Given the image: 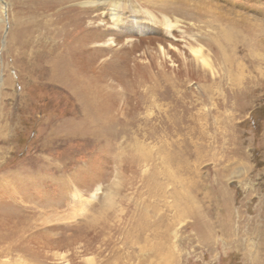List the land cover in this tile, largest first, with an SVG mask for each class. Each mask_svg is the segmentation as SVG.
<instances>
[{
	"label": "rangeland",
	"instance_id": "1",
	"mask_svg": "<svg viewBox=\"0 0 264 264\" xmlns=\"http://www.w3.org/2000/svg\"><path fill=\"white\" fill-rule=\"evenodd\" d=\"M86 1L0 0V264H264V0H120L174 23L166 70L198 67L177 110L108 67L128 96L107 128L77 111L58 46L39 40L129 35Z\"/></svg>",
	"mask_w": 264,
	"mask_h": 264
},
{
	"label": "bare ground",
	"instance_id": "2",
	"mask_svg": "<svg viewBox=\"0 0 264 264\" xmlns=\"http://www.w3.org/2000/svg\"><path fill=\"white\" fill-rule=\"evenodd\" d=\"M108 1L109 0H88L86 3L111 4L109 18L111 22L113 21V28H119L120 26V28H122V32L120 33L123 34L125 32L129 34L122 42L118 41L113 36L105 37L108 35L105 31L100 33L87 32V34H79L76 37L73 35L74 32H70L69 35L71 34L73 36L69 39V42L68 39H64V42H62V40H58V42L54 39L55 37L59 38V36H67L66 34L68 32H46V37L44 35L42 38H39L40 43H46L50 40L55 44L53 46H58V52L54 58L55 65H53V71L61 77L68 78L70 89L72 90L76 102H78V104H75L77 111L83 113L87 117L86 120H88L90 126L93 125L103 128L112 126L116 114L124 113V107L120 106L119 101H121L124 96H126L125 98L127 99L128 91L125 88L121 91V89H118L116 86L118 83H113L117 74L108 75L109 73L106 72L108 67H120L121 62L128 64L127 74L131 76L130 81L133 85L135 84L134 88H138L139 83L143 80L142 78L146 76V78L155 83L156 86L154 85V88L159 86L164 88L165 93H174V98L180 101L179 104L177 103L178 106L176 105L177 107H175L176 110L179 107L182 108V106L184 108V96L183 94L178 95L179 90L178 87L175 88V86H179L180 84L182 86L183 81L186 82L184 78L186 71L190 68L192 70H197L196 67L198 66L191 62H189L190 65H188V62L186 63L184 61L182 63L180 62L177 68H173L170 71L166 70L167 61L169 60V51L180 50V43H176L178 39L173 34L175 30L174 23L166 16H164L161 21L157 20L152 17L149 11H142L141 8L137 9V7L135 8L132 5V12H129L131 14L125 16L116 11L117 6L121 5L120 0ZM125 20L126 22L124 23ZM145 21L150 24H162L166 29L160 30L154 26H147L145 25L147 23L144 24ZM149 31L154 32L155 36L146 39L142 37L144 32ZM134 33H137L139 36L135 38L133 36ZM49 37H51V39ZM167 39L169 41H167ZM94 40H96L97 43H93ZM111 45H115L116 47L109 48ZM62 47L64 51L60 50ZM136 50L141 52V54H138H140V57L144 56L146 60H142V57L139 59V56L134 54ZM152 50L156 51L153 52ZM193 51L196 61L200 60L202 64L210 66L209 59L202 54L200 48L193 49ZM224 52L225 51L222 53L224 54ZM181 53L183 52L181 51ZM118 75H120V73ZM233 79H237L236 76H234ZM109 80L112 82L110 83ZM137 83L138 85H136ZM160 84L162 86H160ZM136 90H140V88ZM151 91L153 90H150V92ZM133 92L136 93V91H132V93ZM143 92L147 93L146 89L143 90ZM212 93L213 83H210L207 89V95H212ZM112 95L115 96L116 100H114L113 104H110L109 99H111ZM137 107L138 106H135L134 109H137ZM85 121H83V123Z\"/></svg>",
	"mask_w": 264,
	"mask_h": 264
}]
</instances>
